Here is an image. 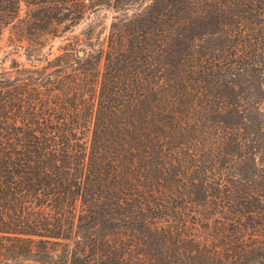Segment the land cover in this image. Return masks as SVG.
Segmentation results:
<instances>
[{
    "label": "trees",
    "instance_id": "trees-1",
    "mask_svg": "<svg viewBox=\"0 0 264 264\" xmlns=\"http://www.w3.org/2000/svg\"><path fill=\"white\" fill-rule=\"evenodd\" d=\"M0 264H264V0H0Z\"/></svg>",
    "mask_w": 264,
    "mask_h": 264
},
{
    "label": "rangeland",
    "instance_id": "rangeland-1",
    "mask_svg": "<svg viewBox=\"0 0 264 264\" xmlns=\"http://www.w3.org/2000/svg\"><path fill=\"white\" fill-rule=\"evenodd\" d=\"M20 17L24 16L26 11V6L23 2H21L20 6ZM112 13L106 11L104 9L98 10L94 13H91L89 16H85L78 24L69 25L66 30L59 28L58 34L63 35L55 36L48 40V44H46L43 48V51H47L49 48L53 53H57L58 49L68 41L73 42L75 39L84 38V33L86 31H94L93 35H100V39H102L107 33L110 23L112 21ZM18 24V22H15ZM69 22L64 23L67 25ZM19 28L14 25H8L3 29L2 32V43L7 45L10 43L11 39H14L16 35H18ZM64 31V32H61ZM41 32V31H40ZM11 57H15L17 60H22V51L19 50L16 53L12 54ZM8 63V62H7Z\"/></svg>",
    "mask_w": 264,
    "mask_h": 264
}]
</instances>
